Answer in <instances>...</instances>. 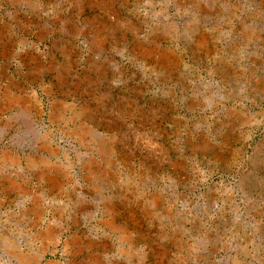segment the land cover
Masks as SVG:
<instances>
[{
  "label": "rangeland",
  "instance_id": "374dc122",
  "mask_svg": "<svg viewBox=\"0 0 264 264\" xmlns=\"http://www.w3.org/2000/svg\"><path fill=\"white\" fill-rule=\"evenodd\" d=\"M262 125L264 0H0V264H264Z\"/></svg>",
  "mask_w": 264,
  "mask_h": 264
},
{
  "label": "water",
  "instance_id": "95a60500",
  "mask_svg": "<svg viewBox=\"0 0 264 264\" xmlns=\"http://www.w3.org/2000/svg\"><path fill=\"white\" fill-rule=\"evenodd\" d=\"M130 12H131V14H135V15H140L139 13H138V11L137 10H135V9H133L132 11L130 10ZM147 25V24H146ZM143 33H144V38H149V36H151L150 35V31L148 30V28L147 27H145L144 29H143ZM143 40V39H142ZM170 46H172L173 47V45L171 44ZM159 48L161 49V50H164V51H167V52H171L172 53V50L170 49V48H166V47H163V45H159ZM180 49V48H179ZM182 49V48H181ZM177 51V53L178 54H180V55H184L185 53H186V49L184 48L183 50H176ZM121 63H125V59L124 58H122L121 59ZM127 64L131 67V68H135L136 67V63L134 62V61H128L127 62ZM230 104H233V106H235L236 108H240V109H243V110H245L246 108H247V105L245 104V103H241L240 102V104L239 103H237V102H229L227 105H230ZM225 105V104H224ZM224 105L223 106H221V107H224ZM263 127H264V125H262V126H259V127H254V126H251L250 127V129L248 130V133H249V137H248V139H247V141H246V144H250V141L253 139V137L256 135V133H258V132H260L261 131V129H263ZM232 176H231V178L232 177H234V175L233 174H231ZM221 178H223V179H227V177L225 176V175H222L221 176ZM54 255V254H53Z\"/></svg>",
  "mask_w": 264,
  "mask_h": 264
}]
</instances>
